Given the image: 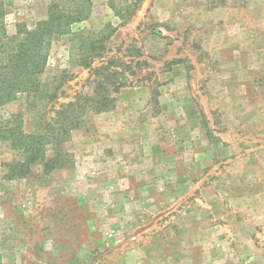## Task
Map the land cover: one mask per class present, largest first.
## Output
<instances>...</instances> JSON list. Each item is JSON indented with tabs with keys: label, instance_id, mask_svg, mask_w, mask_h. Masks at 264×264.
I'll use <instances>...</instances> for the list:
<instances>
[{
	"label": "rangeland",
	"instance_id": "374dc122",
	"mask_svg": "<svg viewBox=\"0 0 264 264\" xmlns=\"http://www.w3.org/2000/svg\"><path fill=\"white\" fill-rule=\"evenodd\" d=\"M1 1L9 34L17 23L31 28L47 17L49 0ZM89 1V18L72 29L97 33L87 43L94 55L80 60V37L54 42L42 78L60 96L30 110L20 95L0 107V123L19 113L26 133L43 134L60 104L93 93V69L101 63L117 67L125 86L111 93L116 112H88L71 131L62 145L69 155L64 168L45 172V161L37 160L25 177H14L21 154L0 140V264H158L177 247L187 257L184 218L215 208L221 169L231 177L233 164L263 166L264 80L257 81L260 94L236 96L241 109H221L222 97L208 86L216 63L194 29L172 15L228 0ZM118 115L126 132L110 141L113 130L104 124ZM262 194L249 199L259 204ZM139 198L151 205L140 207ZM214 223L207 221L209 230ZM261 225L257 261L264 259Z\"/></svg>",
	"mask_w": 264,
	"mask_h": 264
},
{
	"label": "crops",
	"instance_id": "0c3cea01",
	"mask_svg": "<svg viewBox=\"0 0 264 264\" xmlns=\"http://www.w3.org/2000/svg\"><path fill=\"white\" fill-rule=\"evenodd\" d=\"M247 1L246 9L239 5V1L228 0L226 5L187 7L181 13L172 14L177 19L182 16L184 22L194 29L200 47L216 63L217 71L208 81V86L213 94L222 97L218 104L221 109L238 111L241 107L235 101L236 96L238 101L247 94L258 95L262 92L257 81L264 80V0ZM123 119L118 115V119L104 124L105 128L114 131L109 135L110 141L125 134ZM138 136L143 138L144 133ZM102 140L107 141L106 137ZM247 159H251L250 156ZM262 165L249 162L239 166L233 164L229 167L231 177L229 172L221 169L214 187L215 208L209 211L206 202L203 206H208V209L202 210L201 207V214H196L194 220L190 216L193 215L192 211L188 215L185 212L184 220L189 228L187 239L191 245L187 257L177 247L171 250V254L164 252L160 255L163 261L158 264H264V259H255L259 251L255 244L258 239L256 225L262 224L264 233V163ZM144 188L148 190V184L143 185ZM255 192L263 193L259 204L249 199L255 196L252 195ZM136 202L140 207L150 204L145 198H139ZM209 220L215 221L214 229L211 226V230L208 229Z\"/></svg>",
	"mask_w": 264,
	"mask_h": 264
},
{
	"label": "trees",
	"instance_id": "16d2710c",
	"mask_svg": "<svg viewBox=\"0 0 264 264\" xmlns=\"http://www.w3.org/2000/svg\"><path fill=\"white\" fill-rule=\"evenodd\" d=\"M89 16V0H49L45 19L37 21L31 28L25 23H17L15 33L9 34L0 0V107L20 95L25 97L30 110L40 103L58 99L61 92L42 78L49 51L54 42L70 35L84 40L78 47L80 60L94 55L96 47L90 48L87 43L94 42L97 33L85 34L83 29H72V24L83 22ZM93 71L97 78L93 93L77 94L73 100L60 104L46 123L43 134L26 133L19 113L11 114L0 123V140L8 142L10 148L21 154V160L16 163L17 170L12 172L14 177H25L37 160L45 161L42 167L45 172L66 167L69 155L62 145L69 140L71 131L82 125L85 114L114 110L115 97L111 93L125 86L120 70L117 67L110 69V63L105 62L95 66ZM49 149L52 151L50 157L47 156Z\"/></svg>",
	"mask_w": 264,
	"mask_h": 264
}]
</instances>
